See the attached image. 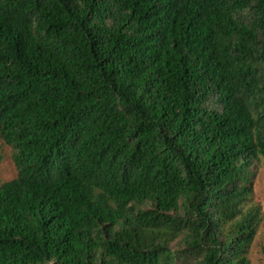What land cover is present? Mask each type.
I'll use <instances>...</instances> for the list:
<instances>
[{"label":"trees","instance_id":"obj_1","mask_svg":"<svg viewBox=\"0 0 264 264\" xmlns=\"http://www.w3.org/2000/svg\"><path fill=\"white\" fill-rule=\"evenodd\" d=\"M0 139V264H251L264 0H0Z\"/></svg>","mask_w":264,"mask_h":264},{"label":"rangeland","instance_id":"obj_2","mask_svg":"<svg viewBox=\"0 0 264 264\" xmlns=\"http://www.w3.org/2000/svg\"><path fill=\"white\" fill-rule=\"evenodd\" d=\"M211 105H216L210 101ZM14 149L0 139V185L17 174V168L13 161ZM252 177V193L247 202V205L258 204L261 207L262 219L257 228L256 235L250 245L248 257L251 264H264V160L262 158L253 160L251 166ZM144 205L143 207H146ZM174 249H180L182 243L179 238L171 243ZM177 252V251H175ZM184 264H192L190 261L184 260Z\"/></svg>","mask_w":264,"mask_h":264}]
</instances>
